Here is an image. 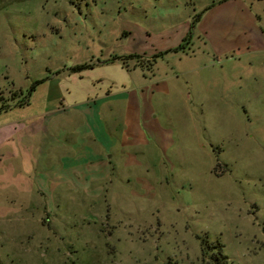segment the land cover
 Segmentation results:
<instances>
[{
	"label": "rangeland",
	"instance_id": "374dc122",
	"mask_svg": "<svg viewBox=\"0 0 264 264\" xmlns=\"http://www.w3.org/2000/svg\"><path fill=\"white\" fill-rule=\"evenodd\" d=\"M123 80L148 85L127 122L146 143L128 131L91 193L59 186L53 214L39 210L35 185L69 170L54 147L36 163V146L82 120L63 98ZM1 106L0 134L15 130L0 147L20 154L0 158V264H212L202 247L264 264V0H0ZM102 107L119 131L121 102ZM28 174L22 219L7 201Z\"/></svg>",
	"mask_w": 264,
	"mask_h": 264
},
{
	"label": "crops",
	"instance_id": "0c3cea01",
	"mask_svg": "<svg viewBox=\"0 0 264 264\" xmlns=\"http://www.w3.org/2000/svg\"><path fill=\"white\" fill-rule=\"evenodd\" d=\"M166 48L167 47L165 45H160L158 49L154 48L149 52H159L160 50ZM239 49L240 50L236 52L238 57L249 56L251 52L256 51V49H252L250 46L249 48L243 50H241V47ZM258 50L259 49H257V51ZM232 51L234 52V50ZM142 57L148 58L150 56L149 54L145 53V55H142ZM156 63L157 61L155 62V60H153L149 64H151V66H155ZM113 64L119 65V68L121 69L125 67V65L118 62H113ZM132 64L133 67L136 66L135 62H132ZM127 67H130L129 63L127 64ZM152 74L154 76L153 70ZM157 77H159V74H157ZM158 82L159 80H157L155 84L158 85ZM163 83L164 87L167 82L163 81ZM146 86H148L146 83H139L137 86H134V88L136 90L140 88L143 93V88H146ZM167 86L168 85L166 84L165 90H168ZM82 88L83 87H81L80 90L78 89L79 92L75 95H72V97L68 99L69 101H67L64 97V102L61 103L62 107H64V104L67 103L66 106H71L75 113L82 117V120L79 122V124L75 125V130L73 132L74 135L72 136V132H70L71 137H68L65 135L66 131L61 128L58 130L59 138L57 137L54 139L55 141H52L50 139V134H48L47 138L40 140L38 142L39 144L36 146V153L39 155L38 159L35 161L36 163L41 162L43 165L46 157L49 156L48 149L54 147L56 148V151H54L55 160L49 163L54 166L56 171L61 172L66 168L69 170V173L67 174L62 173L63 176L58 175L54 184L49 182L50 190L48 189L46 182H44L42 186L35 185V189L40 196H45L44 194L46 190H48V198L51 204L49 205L46 203V199L44 198V203L40 204L39 210L45 208V211L50 214H53L52 206L53 203L56 202L58 195L57 192L60 190L59 186H66L67 188L69 187V189L71 188V190L80 189L85 191V193H91V191H93L95 188V186L91 185L93 182H99L101 179H105L107 176H109V168L113 166V161L118 160L117 158H120V149L122 150L125 145L131 143L128 142V131L132 133L135 138V140H132V143H146L144 138H141L142 133L137 124L135 127H132L133 130H128L127 128L128 119H134L136 122H138V104L147 99L144 94H139L138 91L135 92L134 90H130V84L124 82V80L119 83L108 82L106 87L100 92H96L95 90L87 87L83 89ZM116 101L121 102V110H119V115L121 116V120L123 119V121H125H122L123 125L120 127L119 131H116L115 129H107L102 122V116H104V114L101 115L100 112L104 103ZM108 110L112 111V107H108ZM150 116L151 115L148 113L147 117L149 118ZM8 128L10 129L7 131V137L5 138L4 135L0 134V140L5 138V141H8L11 138V133L15 130V128L13 124ZM89 135L92 136V139L90 140ZM25 145L27 148V153L29 155L31 153L33 154V144L31 141L28 140ZM63 146L70 149V151L66 150V148L64 149ZM5 152L6 155H15L18 152L20 154L19 150L16 153L14 149L10 150L7 148L5 151L2 147H0V158L1 156L5 155ZM23 153L26 152L23 151ZM23 178L25 180L23 179V182L20 181L16 187H13V191H10L9 201H7L9 204V209L12 208V210H14L19 205V210H22V219H24L28 207V203L26 201V193L28 192V187L25 185L27 183L26 180L32 179L33 181L35 178L39 177H36V175L32 177L28 174ZM77 180L83 183L80 185L71 184V182H76ZM32 181L30 182L32 183ZM29 189L32 191V188Z\"/></svg>",
	"mask_w": 264,
	"mask_h": 264
},
{
	"label": "trees",
	"instance_id": "16d2710c",
	"mask_svg": "<svg viewBox=\"0 0 264 264\" xmlns=\"http://www.w3.org/2000/svg\"><path fill=\"white\" fill-rule=\"evenodd\" d=\"M132 56V55H130ZM156 56V55H154ZM122 63L126 65V62H125V59L122 58ZM84 65H81V66H78L77 68H82ZM23 101H25V99H23L22 101H18V104H21ZM4 108V106H1L0 109ZM221 248L219 247L217 251L213 252L212 254L210 253L209 255H207L205 253V249L202 247V250H201V254L202 256H207L208 259H209V262L212 263V264H227V258H226V255L223 254L221 252Z\"/></svg>",
	"mask_w": 264,
	"mask_h": 264
}]
</instances>
